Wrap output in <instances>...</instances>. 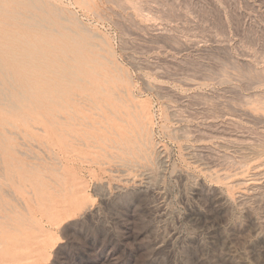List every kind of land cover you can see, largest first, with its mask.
<instances>
[{
	"label": "rangeland",
	"instance_id": "obj_1",
	"mask_svg": "<svg viewBox=\"0 0 264 264\" xmlns=\"http://www.w3.org/2000/svg\"><path fill=\"white\" fill-rule=\"evenodd\" d=\"M0 4V264H264V0Z\"/></svg>",
	"mask_w": 264,
	"mask_h": 264
},
{
	"label": "bare ground",
	"instance_id": "obj_2",
	"mask_svg": "<svg viewBox=\"0 0 264 264\" xmlns=\"http://www.w3.org/2000/svg\"><path fill=\"white\" fill-rule=\"evenodd\" d=\"M8 4V3H7ZM1 5V4H0ZM1 8H2V6H1ZM4 8V7H3ZM6 11V10H5ZM20 15V14H19ZM21 21H22V19H21ZM3 37V36H2ZM10 37V36H9ZM13 37V36H12ZM5 39V38H4ZM6 43V42H5ZM14 44V43H13ZM1 45V44H0ZM25 45V44H24ZM6 47V46H5ZM35 47V46H34ZM51 47V46H50ZM49 47V49H54V48H50ZM7 49V48H6ZM37 51V50H36ZM23 52V51H22ZM38 52V51H37ZM42 52H44L43 50H42ZM38 53H40V52H38ZM14 54V53H13ZM18 54V53H17ZM21 55V54H20ZM43 55V54H42ZM52 57V56H51ZM20 58V57H19ZM44 58H46V57H44ZM48 58V57H47ZM48 60V59H47ZM59 61V60H58ZM31 63V62H30ZM61 67V66H60ZM65 67V66H64ZM70 69V68H69ZM62 70V69H61ZM24 71V70H23ZM56 72V71H55ZM27 73V72H26ZM39 75V74H38ZM69 76V75H68ZM26 79V78H25ZM24 79V80H25ZM48 79V78H47ZM77 81V80H76ZM46 83V82H45ZM31 84V83H30ZM35 84V83H34ZM22 86V85H21ZM23 88V87H22ZM24 90V89H23ZM39 91V90H38ZM33 92V91H32ZM44 93V92H43ZM67 93V92H66ZM71 93V92H70ZM49 94V93H48ZM58 94V93H57ZM61 94V93H60ZM33 95V94H32ZM64 95V94H63ZM56 96V95H55ZM102 96V95H101ZM69 98V97H68ZM45 99H46V97H45ZM58 100H59V98H58ZM82 100V99H81ZM76 101V100H75ZM88 101V100H87ZM51 102V101H50ZM14 103V102H13ZM65 103V102H64ZM48 106V105H47ZM60 107V106H59ZM67 107H68V105H67ZM105 108V107H104ZM136 109V108H135ZM98 110V109H97ZM107 110V109H106ZM53 111V110H52ZM51 112V111H50ZM57 112V111H56ZM55 112V113H56ZM121 112V111H120ZM126 112V111H125ZM118 113V112H117ZM108 114V113H107ZM110 114V113H109ZM113 114H115L114 113V111H113ZM49 115V114H48ZM60 115V114H59ZM116 115V114H115ZM123 115V114H122ZM125 115V114H124ZM51 116V115H50ZM143 116V115H142ZM56 117H57V115H56ZM61 117V116H60ZM126 117V116H125ZM116 119H119V120H123V117L122 116H120V115H118L117 116V118ZM73 120V119H72ZM118 120V121H119ZM106 121V120H105ZM114 121V119L111 117V116H108L107 117V123H108V125L106 126V128L105 129H107V132H108V135H107V137L105 138L106 139V141H107V144L109 145V146H111L112 147V142H113V137H112V135H114L113 134V131H114V127L112 126V122ZM116 122V120L114 121V123ZM113 123V124H114ZM126 123V122H125ZM116 124V123H115ZM114 124V125H115ZM121 128V127H120ZM119 130V129H118ZM117 130V131H118ZM116 133V132H115ZM117 134H118V136L121 138V140L119 139V137L118 136H116V137H118L117 139H119V141H116V143H117V145H118V148H121V145L123 144V138H122V134L120 133V132H117ZM115 137V136H114ZM116 140V139H115ZM78 142V141H77ZM115 144V143H114ZM116 146V145H115ZM108 147V146H107ZM109 148V147H108ZM111 149V148H110ZM118 150V149H117ZM121 151V150H120Z\"/></svg>",
	"mask_w": 264,
	"mask_h": 264
}]
</instances>
